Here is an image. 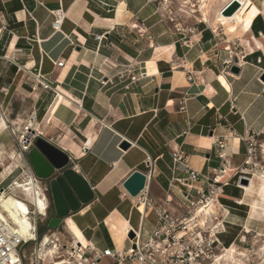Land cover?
Listing matches in <instances>:
<instances>
[{
    "label": "crops",
    "instance_id": "1",
    "mask_svg": "<svg viewBox=\"0 0 264 264\" xmlns=\"http://www.w3.org/2000/svg\"><path fill=\"white\" fill-rule=\"evenodd\" d=\"M179 2L0 0V105L8 108L0 120V148L21 156L30 177L43 182L45 199L51 198L49 180L35 176L29 151L17 155L11 144L29 116H35L38 138L68 156L65 169L79 173L94 196L56 229L47 227L56 215L46 202L45 213L39 214L46 218V233L39 242L36 229L41 256L44 240L49 245L59 235L72 264H91L95 252L99 264L110 259L101 256L103 251L130 247L127 230L123 238L126 223L146 240L157 223L156 209L180 212L179 192L184 189L176 180L188 179L191 171L199 174L195 188L214 175L228 182L225 187L233 189L225 202L237 205L227 214L244 232L241 222L250 217L251 198L245 199L237 186L245 161L252 166L251 177L264 184V5H254L255 15L247 21L245 38L252 42L247 41L245 53L240 41L229 42L222 33L228 25L238 26V18L213 31L200 19L185 17ZM58 10L64 19L59 31H53ZM133 25L144 28L151 40L139 39ZM235 45L242 48L239 53ZM227 61L231 63L225 65ZM37 74L50 89L40 87ZM6 126L14 135L2 131ZM247 139L255 150L248 159ZM123 142L129 145L126 150L120 148ZM173 152L185 158L183 166L173 161ZM6 170L0 160V175ZM133 171L146 176V187L135 198L123 188ZM16 172L7 177L9 187L18 182ZM237 182L236 189L232 185ZM143 196L150 207L140 202ZM256 214L250 217L255 220L250 233L264 236V214ZM67 220L82 235L84 249Z\"/></svg>",
    "mask_w": 264,
    "mask_h": 264
},
{
    "label": "built area",
    "instance_id": "2",
    "mask_svg": "<svg viewBox=\"0 0 264 264\" xmlns=\"http://www.w3.org/2000/svg\"><path fill=\"white\" fill-rule=\"evenodd\" d=\"M154 1L156 0H148L150 3ZM161 1L163 3H170L173 0ZM63 19L64 13L62 10L53 13L51 25L53 31H59ZM167 19L172 22L169 17ZM133 29H137L139 39L151 40V37L146 35L144 28H138L137 25H133ZM95 39L100 40V37H95ZM230 63L231 61H227L225 65H229ZM62 65L63 62L55 64L57 67H62ZM34 78L43 90L50 89V86L42 80L40 75L37 74ZM188 79L191 80V75L188 76ZM184 102V99L180 101L181 110L185 108ZM31 118L35 119V116H31ZM15 137L17 152L19 155H23L30 150L39 135L28 130L26 123ZM244 142L247 145L248 159L255 152L254 143L249 139ZM172 158L176 164L181 166L186 162L179 152H173ZM245 162L240 175L242 178L249 180L252 176V166L248 161ZM198 177L199 174L197 172L191 171L188 179L176 180V183L184 189V192H179L182 199L177 205V208L180 209L177 215H173L163 208L156 209L157 223L146 240L142 239L140 233H136L130 229L134 233V239L129 240L130 247L126 251L105 250L101 256L109 257L114 264H214L215 253L221 245L218 239V236L222 234L218 228L221 224L214 226L212 229H206V223L205 225H200L201 223L198 222L199 217H196V215L201 209L207 208L209 204L215 201V199H212V196L215 195L218 185L221 183L217 181L219 177L214 175L213 178L206 179L203 187L195 188L193 187V183L199 181ZM0 193H5V190L3 189ZM140 202L144 206H151V203L144 196ZM28 208L31 212L29 217L32 229L30 231L34 235V238L30 241L23 239L7 218L0 217V264H23L19 250L28 242L36 241L35 212L30 205H28ZM3 215L5 216L6 214ZM214 219L217 220L215 217ZM130 231L127 230V235ZM49 245L47 243V247ZM57 251L59 252V249ZM72 252L73 254L77 253L75 250ZM41 254V245H39L34 255L36 262L42 261ZM81 259L80 257V261ZM99 259L100 256L95 252V258L91 264H95Z\"/></svg>",
    "mask_w": 264,
    "mask_h": 264
},
{
    "label": "rangeland",
    "instance_id": "3",
    "mask_svg": "<svg viewBox=\"0 0 264 264\" xmlns=\"http://www.w3.org/2000/svg\"><path fill=\"white\" fill-rule=\"evenodd\" d=\"M176 1H180L179 2L180 5H182L183 3H184L183 5L188 4V6L189 5L191 6V4L196 5V6L199 5L200 12L202 11L201 13L204 16L203 18L206 19L205 23H207V25L211 27L212 29L216 27L214 25V21L218 18L219 15H223L221 11L232 1H236L239 4V6H237V9L235 11V13L239 12L238 26L228 25L226 27L227 29H225V31H223L222 33L224 34V36H227L229 38V42L234 41V40L240 41L241 47L244 48V52L249 53V50L246 44H247V41L252 42L251 41L252 38L250 39L245 38L247 36V32H246L247 21L249 18L255 15L253 14L254 10H252L254 8V5L256 4L262 5L263 0H249V2L245 4V7L242 10H241V5L238 0H204V3H202L203 0H201L200 2H198L199 0H186V1L176 0ZM195 9H197V7ZM200 12H195V14H190L186 10V12L185 13L183 12V13L185 14V17H188L190 21L191 20L197 21L199 20ZM234 49L236 53H239L242 50V48H240L238 45H235ZM241 55L239 56L237 54L239 58L241 57ZM7 110H8L7 107L5 106L1 107L0 105V120L1 119L4 120V116L6 115ZM2 131L3 132L9 131V133H11L10 135H14L12 134L11 132L12 130H10L8 126H6V128H4ZM12 137H13L12 138L13 141H11V144L13 145V147H17L16 137L15 136H12ZM39 137H42V136L39 134ZM0 160H1V163L7 169L6 172L0 175V191L4 189L5 190L4 195H7L9 193L13 194L12 193L13 191H10V187L8 186V183L10 182V180L7 181L8 179L7 177L10 176V174L13 173L16 169L18 172H16V175L14 176H16V181L18 182L24 181L27 177H30V175L28 174L27 169L25 167L23 168V164L21 162V156L19 157L15 155H10L7 148H4V149L0 148ZM33 179L36 183H38L40 191L42 195L45 197L42 191L43 186H44L43 182L35 178ZM251 179L252 181L251 183H249V186L247 187H244L240 184L239 186H237L238 182L232 185V187H235V188L237 186V187H243V188L248 189V191L247 190L246 191L241 190V191L245 199L251 198L250 217L255 215L256 213L264 214V184H260L261 182L259 178L257 177L253 176L251 177ZM226 183L228 182L224 183L222 181V183L218 185V190L215 193L216 197H214L215 195L212 196V199H215V201L212 203L213 207L211 208V210L213 212V216L217 220H215L213 216H209L208 218L206 217L202 218L200 216L198 218V222L200 223L202 221H206V225H205L206 229H212L214 228V226H218V224H221V226H218L220 232L222 233L221 235L218 236V239L221 245L219 246V249L218 251H216L215 254L216 256L218 255L221 257L224 255H227V259L223 258V260L220 261V264H264V236L261 233H258V234L250 233V224L253 223L255 220L249 217L248 219L241 222L242 223L241 227L244 228V232H243L242 229L233 226L234 224H232V221H235V220H231L230 219L231 215L229 213L227 214V212L232 213L231 208L233 207V205H237V204L236 203L231 204V203L225 202L226 200L228 201L227 196L230 194L229 190L233 189L229 187V185H228L229 188H226L225 187ZM13 195L16 196L17 198H22L21 194L18 192H16ZM46 202L50 205V209H51L52 201H51L50 195L48 197L46 195L45 203ZM238 204L242 205V201H239ZM240 215H244V214L240 213ZM45 219H43L38 213H35L36 229H37V233L39 237V239H37L38 242L44 236L43 234L46 233ZM260 223L264 226V219L262 221L260 220ZM132 226L136 228L135 219H133L132 221ZM59 232L64 233L63 230H60ZM258 232H261V231L258 230ZM57 239L58 241H56ZM57 239L56 240L52 239V241L54 242L55 245L58 246V249H59L58 255H61L64 258L68 259V255L66 254L67 248H62V243L64 241L63 238L58 235ZM38 242L37 241L28 242L27 244L21 247V249L19 250V253H20V256L22 257L23 264H43V263L51 264L52 260H50V258L43 259V262L41 261L36 262V259L34 258L35 257L34 253L37 249ZM61 258L62 257H60V259L57 261L55 260V262L63 260ZM99 264H113V262L110 259H104Z\"/></svg>",
    "mask_w": 264,
    "mask_h": 264
},
{
    "label": "water",
    "instance_id": "4",
    "mask_svg": "<svg viewBox=\"0 0 264 264\" xmlns=\"http://www.w3.org/2000/svg\"><path fill=\"white\" fill-rule=\"evenodd\" d=\"M237 9V4L232 1L221 13L232 16ZM231 72L237 74L239 69L231 67ZM260 80L264 83V73ZM128 144L123 142L120 148L126 150ZM27 157L31 168L38 179L49 180L51 199L55 211V218L48 221L49 229H56L70 212H76L81 205L92 201L93 193L86 180L73 169H65L69 163L68 156L41 138H37L34 147L29 150ZM146 176L133 171L123 182V188L132 198L137 197L145 188ZM239 184L248 186L249 180L241 178ZM2 191V190H1ZM129 240L134 239L131 231L127 235ZM134 248V246H132Z\"/></svg>",
    "mask_w": 264,
    "mask_h": 264
},
{
    "label": "bare ground",
    "instance_id": "5",
    "mask_svg": "<svg viewBox=\"0 0 264 264\" xmlns=\"http://www.w3.org/2000/svg\"><path fill=\"white\" fill-rule=\"evenodd\" d=\"M200 1L201 0H199L198 2H200ZM238 1L241 5V10L245 7V4L249 2V0H238ZM202 3H204V0ZM236 4H237V6H239V4L237 2H236ZM263 5H264V0H263ZM189 6L187 4V5H184L181 7L184 8L185 11L187 10V12L190 14H195V12H200V9H199L200 6L199 5L196 6V5L191 4V6L190 7ZM196 7H197V9H195ZM201 12L199 15V19H200V21L205 23L206 19L203 18L204 16ZM238 15H239V12H236L232 17L219 15L218 18L214 21V25L217 26V24H219V25L233 24L236 22ZM213 31H216V27L213 28ZM239 62L241 63L242 61L239 60ZM218 79L220 82L228 85L226 82V79L223 76H220ZM34 121H35V119L31 118L27 122L28 130L38 134L35 131V129L33 128V124H34L33 122ZM222 179H223V177L219 176L217 181L219 183H222ZM251 181H252V179L250 178L249 182L251 183ZM244 187H247V186H244ZM237 188L240 190H243V191H246V190L248 191L247 188H243V187H237ZM10 191H13L12 192L13 194H15L16 192L20 193L22 198H17L13 194H10V193L7 195H4L5 193H0V217H3L5 219L7 218L14 225V227L18 231L19 235L23 239L30 241L34 238V235L30 231L32 229V224L30 222L29 215L31 212L28 208V205H30L32 207V209L34 210L35 213L43 215L45 213V210H46L45 197L42 195L40 188L38 186V183H36L34 181V179L31 177H27L22 182H14L12 184V186L10 187ZM212 207H213V204H209L207 208L201 209L197 213L196 217L201 216L202 218L203 217L208 218L209 216H212L213 215V212L211 210ZM140 209H142V211H143L142 207ZM3 214H6V215L4 216ZM66 223H67V227H68L69 231L72 233L74 239H76L79 242V243L78 242L77 243L79 245H82L83 249L85 247H87V244H85V241L83 240L82 235L79 233V231L73 225V223H71L69 220H67ZM200 223H201L200 225H205L206 221H202ZM128 228H129V225H128V223H126L123 238L125 237L126 230H128ZM70 241H72L74 243V241L72 239ZM48 242H49L48 239L44 240L42 259L50 258V260H52L51 264H72L71 259H67L61 255H58L59 252L57 251L58 250L57 245L52 243L49 247H47ZM74 244H76V243H74ZM60 257H62L61 259H63V260L55 262V260L56 261L59 260ZM223 258L227 259V255H224L222 257L217 255L215 258L214 264H220V261H222ZM42 262H43V260H42Z\"/></svg>",
    "mask_w": 264,
    "mask_h": 264
}]
</instances>
